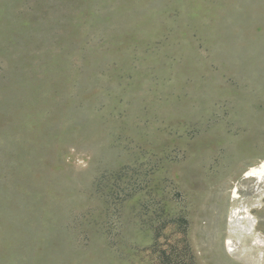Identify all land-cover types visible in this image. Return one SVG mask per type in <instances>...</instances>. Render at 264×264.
I'll return each instance as SVG.
<instances>
[{"label": "rangeland", "instance_id": "obj_1", "mask_svg": "<svg viewBox=\"0 0 264 264\" xmlns=\"http://www.w3.org/2000/svg\"><path fill=\"white\" fill-rule=\"evenodd\" d=\"M262 159L264 0H0V264H264Z\"/></svg>", "mask_w": 264, "mask_h": 264}, {"label": "bare ground", "instance_id": "obj_2", "mask_svg": "<svg viewBox=\"0 0 264 264\" xmlns=\"http://www.w3.org/2000/svg\"><path fill=\"white\" fill-rule=\"evenodd\" d=\"M246 173H247L246 176H250V178L251 177L255 178L257 183L264 184V159H262L256 165L251 166L248 169V172H246ZM233 198L236 200L237 198H239V194L238 193L234 194ZM239 213H242V212H239ZM239 213H238V215H239Z\"/></svg>", "mask_w": 264, "mask_h": 264}]
</instances>
